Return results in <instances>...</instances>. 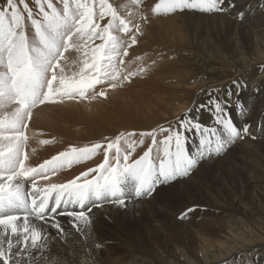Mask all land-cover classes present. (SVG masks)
<instances>
[{"label": "snow or ice", "instance_id": "obj_1", "mask_svg": "<svg viewBox=\"0 0 264 264\" xmlns=\"http://www.w3.org/2000/svg\"><path fill=\"white\" fill-rule=\"evenodd\" d=\"M128 2L139 6L142 0ZM32 3L35 11L27 0H6L0 7V264L34 261L33 252L45 247L44 226L64 232L58 216L71 217V226L83 232L91 222L93 208L105 203L126 207L130 199L151 196L160 184L186 177L202 160L223 153L243 138L242 134H249L250 127L235 125L228 114V101L211 97L196 111L214 112L215 126L203 125L186 112L178 118L177 126L160 125L139 133L122 131L88 145L69 146L36 166L29 165L26 129L33 109L46 103L106 98L107 89L122 87L147 71L143 65L130 70L132 61L124 59L141 34V25L133 23L135 12L121 15L110 0ZM223 3L158 0L151 11L153 15L186 9L225 11ZM243 15L238 14L241 19ZM140 19L147 20L143 14ZM120 33L128 35V40ZM70 50L78 55L69 62L65 53ZM141 60L135 57V61ZM69 65L77 71L68 74ZM105 84L107 88L97 90ZM233 85L238 96L243 85L239 81ZM226 94L229 98L233 95L231 90ZM190 135L198 138L194 151L188 147ZM145 137L151 138V144L142 155L131 159ZM53 142L39 141L44 145ZM101 150L102 162L73 179L38 185L39 179H50L58 170L91 160ZM92 173L95 175L89 178ZM25 181L29 182L27 190ZM193 210L186 209L181 218Z\"/></svg>", "mask_w": 264, "mask_h": 264}, {"label": "bare ground", "instance_id": "obj_2", "mask_svg": "<svg viewBox=\"0 0 264 264\" xmlns=\"http://www.w3.org/2000/svg\"><path fill=\"white\" fill-rule=\"evenodd\" d=\"M152 1L154 0H147L142 6L135 7L128 1L110 0L121 15H126L129 10L136 13L133 23L141 25V34L137 36V44L129 49V56L124 59L132 61L130 70L143 65L147 67V71L143 75L130 78L131 82L128 84L125 82L122 87L107 89L106 98L67 101L33 110V116L26 129V134L30 137L26 148L29 160L26 163L36 166L69 146L88 145L101 141L105 137L112 138L122 131L135 130L139 133L160 125L177 126L178 118H183L186 112L190 116L197 117L201 124L207 125L215 113L205 109L196 111V109L199 105L207 104L211 97L228 101L226 105L228 111L235 101L242 100L244 105L247 100L251 101L249 115L247 110L246 113L243 111L245 123H252L253 119L257 120L264 116V0H224L221 7L225 11H217L213 15L187 11L162 16H153L150 9H146L147 3L151 4ZM5 2L6 0H0V7H3ZM27 2L35 11L32 0ZM239 13H244L242 19L238 16ZM140 14L147 18L146 22L140 19ZM188 18L192 20L196 29L199 28V18H214L231 23L238 30L240 38L236 39L234 36L229 38L228 56L226 54L225 57H221L215 50L206 46L207 40L205 42L202 39L188 41L177 34L176 28L182 26L181 24ZM105 22L106 20L102 24ZM120 35L128 40V35L123 33ZM100 42L96 41V43ZM187 43L191 46L186 49L181 47ZM196 52L204 54L209 52L207 55L211 56L206 60L203 59L204 62H199L201 71L204 72L203 76H206L205 79L204 77L193 79L195 73L191 69L195 66V59H201ZM65 55L70 62L76 59L78 54L70 50ZM137 56L142 57V60L135 61ZM69 68L70 70L66 68L68 74L77 71L74 65H69ZM191 79H193L192 82ZM233 81H239L243 85L238 96ZM101 88H107V85L97 86V90ZM127 89H130L129 93L122 95V91ZM229 90L233 94L231 98L226 94ZM50 109H61L62 116L56 118L51 114ZM189 109L192 111L189 112ZM100 118H103V121H97ZM95 119L96 121L92 122ZM211 121L214 122V120ZM238 122L239 119L236 120V123ZM82 123L84 126H80ZM252 136L245 137L242 141L240 139L235 141L236 143L234 142L230 149L222 154L220 160L230 158L233 150H242L249 154L255 149L264 152L263 131L259 136ZM256 136V142H253L252 138ZM45 139L54 140V142L47 145L39 143L40 140ZM149 144H151V138L145 137L144 144L137 147L131 159L134 160L142 155ZM219 158L202 160L189 175L191 177L187 176L170 184H162L152 194L151 198L154 199L163 191L166 193L173 191L175 195L180 192L179 197L184 196V202H181L178 209L176 208L175 217L180 218L186 209L199 208L203 213L198 220L195 217H191L186 222L171 219L170 222L174 224V228L178 226L181 230H165L163 233L149 231L147 237L150 238L145 239L146 243L142 248L137 246L133 237L124 238L122 241H125L130 249L127 254L128 259L124 263L120 256L111 257L113 251L107 248L109 243L106 240L94 241L87 248L85 247L86 238L85 245L83 243L79 245L80 249L87 251V262L76 251L67 256L72 257L75 264H92L89 259H100L101 262L105 260L103 264H127V262L130 264H228L237 258L244 263L245 261L251 263L254 259L255 262L264 264V212L261 209L264 208V188L260 186L264 183V175L258 170L257 172L262 174L261 179L256 180L251 177L245 180L244 184L239 183V190L245 189L248 192V198H250L248 204L241 205L238 198L230 199L229 202L225 187H230L231 182L225 183L224 187L217 186L215 180L208 179L206 174L218 164ZM102 160L101 150L93 159L51 175L50 179L39 180L38 185L44 187L52 183H64L86 169L98 165ZM239 173L244 174L243 167ZM92 175L95 173L90 174L89 178ZM204 176L212 183L203 182ZM223 181L224 179L221 180ZM258 182L259 185H257ZM28 186L29 182L25 181L26 190ZM216 188L222 189L221 192H214ZM168 189L172 190L167 191ZM208 191L212 193L209 192L207 195ZM213 193H220L223 197L213 196ZM151 198L149 201L148 199H130L126 207L133 208L143 204L148 206L145 212L150 214L152 212ZM115 206L117 205L105 203L100 208H93L90 213L91 222L81 233L86 234L87 231L98 229L106 219L105 213L113 212L111 207ZM215 213L219 215L215 216ZM71 219L68 216L57 218L64 229L62 234L54 228L44 226L47 239L51 240V237L56 234L65 235L66 230L72 229ZM167 238L177 239L180 242L172 243L176 246L168 248L167 245L171 242ZM70 239L71 237L64 238L66 241ZM41 259L44 260L45 257Z\"/></svg>", "mask_w": 264, "mask_h": 264}, {"label": "rangeland", "instance_id": "obj_3", "mask_svg": "<svg viewBox=\"0 0 264 264\" xmlns=\"http://www.w3.org/2000/svg\"><path fill=\"white\" fill-rule=\"evenodd\" d=\"M121 1H128V0H121ZM142 0L141 6L147 1ZM153 2V3H152ZM151 4L150 2L147 3L146 9H150V12L152 13L151 9L155 5L157 1H152ZM129 3V2H128ZM149 4V6H148ZM139 5V7H140ZM133 6V5H131ZM138 7V6H135ZM193 12L195 13L197 10H184V11H179L178 12H173V13H181V12ZM217 11L213 12H198V14H205V15H210V14H215ZM172 13V14H173ZM171 14V13H170ZM153 15V14H152ZM164 14L160 15H153V16H162ZM199 28L196 29V27L193 26V22L190 18L184 23H182L180 27L176 28L177 34L181 38H185L188 41L191 40H198L200 41L201 39L204 40V42L207 40L208 43L206 46H208L211 50H215L219 56L225 57L227 53V41L229 38L234 36L236 39L240 38V35L238 34V30L235 29V27L231 23L227 22H221L219 19H214V18H199ZM27 22V21H26ZM180 25V24H179ZM189 28V29H188ZM183 29V30H181ZM188 29V30H187ZM185 32V33H184ZM200 36V37H199ZM194 38V39H193ZM159 39V37H158ZM211 40V41H210ZM175 44V43H174ZM180 46V45H178ZM189 45V43L182 45L184 49H186ZM209 54V52H206ZM198 56L201 57V59L196 58L195 59V66L191 69L193 71V76L195 78L193 79H201L203 78V71H201V67L199 62H204L206 58H211L207 54H204L203 52H196ZM204 57V58H203ZM204 59V60H203ZM216 67V65H215ZM199 72V73H198ZM199 74V75H198ZM198 75V76H196ZM201 77V78H200ZM206 76L204 77V79ZM193 79L190 81L192 82ZM128 84V82H127ZM130 89L122 91V95L124 93L128 94ZM120 94V93H118ZM199 96V95H198ZM200 97V96H199ZM101 98V97H100ZM118 99V98H117ZM251 101L247 100L246 104H243L242 100L235 101L232 106H230L228 114L230 118L233 120L235 125L238 127L242 128L244 125H249V134L243 135V138L245 137H250L254 135H260L261 132L263 131L264 134V116L252 120V123H245L243 122L245 115L243 114V109L247 110V115H249V110H251ZM234 109V110H232ZM51 114H53L56 118L62 116L61 109H50ZM262 118V119H261ZM239 119V122L236 123V120ZM213 120V118H211ZM210 120V121H211ZM93 120L92 122H95ZM97 121H103V118L97 119ZM207 122V126H215V122L211 121ZM55 123L58 124V121L55 120ZM80 126H84V124H80ZM255 126V127H254ZM252 136V137H253ZM251 137V138H252ZM243 138H239L241 141ZM256 137L252 138L253 142H256ZM237 139L236 141H238ZM198 138L195 137V135H190L189 141H188V147L190 151H194L197 148L198 145ZM236 143V142H235ZM233 144V143H232ZM231 144V145H232ZM229 145L227 149L221 153L220 155H214L209 157L208 159H217L218 164L214 165L210 171H208L207 178H212L215 180V184L217 186H225V183H230V187H225V191H227L228 199L230 202V199L238 198L237 200L241 201L242 204H248L249 199L248 198V192L244 189L243 191L239 190V183L244 184L245 180L250 179L251 177L255 178L256 180H259L262 178V174L264 175V152L260 150H253L251 154L246 153L242 150H233L230 153V158L228 159H223L220 160L222 157V154H225L228 149H230ZM206 160V159H205ZM209 165V164H208ZM244 168V174L239 173L241 171V168ZM256 167V168H254ZM262 172L258 173L259 171ZM258 171V172H257ZM253 172V174H252ZM192 173V172H191ZM189 176V175H188ZM187 177V176H186ZM186 177L179 178L175 181L182 180ZM191 177V176H189ZM205 176L203 178V182L206 183H212L208 181ZM221 182V180H223ZM174 181V182H175ZM260 182V181H259ZM259 182L257 185H259ZM173 183V182H172ZM170 184V183H168ZM261 188H264V183H261ZM158 189V188H157ZM260 189V188H259ZM156 190V189H155ZM154 190V191H155ZM172 189H168L167 191H171ZM179 190V189H178ZM177 190V191H178ZM222 189L216 188L214 192H221ZM210 191H208L206 194L208 195ZM154 193V192H153ZM212 193V192H210ZM161 194H163L161 196ZM180 192H178L176 195L173 191L169 192H161L159 195L155 196L154 199L151 198V210L152 212L150 214H147L145 212L146 208L148 206L139 204L136 205L133 208H127L125 206H115L111 207L113 209V212L111 213H105L104 217L106 216V219L102 225L99 226L98 229L96 230H90L87 231L86 234L81 233L79 231H76L73 227L71 230H66L65 235H60L56 234L52 239H46L45 241V247L39 251V252H33V255H35L36 259L34 261H30L29 264H75V261L72 259V257H68L69 253H74L75 251L77 254L86 260L87 262V251L85 249H80L79 245L84 244L86 242L87 238V245L85 247H89V245L97 240H106L108 241V249L112 250L111 252V257H122L123 258V263L128 259L127 254L130 252V249L128 248L127 244L125 241H122L126 237H133L137 243V246L140 248L144 247L146 241L145 239L150 238L147 237L148 232H156L159 231L163 233L165 230H172V229H179L181 230L178 226L174 228V224L170 222L171 219L175 221H180L183 220V222L190 220L191 217H195L198 220V217L201 216L203 213L202 210H199V208H193V211H190L187 213V215L181 219L178 217H175L174 212L177 211V207L182 204L181 202H184V196H180ZM214 195H219L221 196L222 194L220 193H213ZM173 196V197H172ZM204 196V194H202ZM223 197V196H221ZM176 198V199H175ZM150 199V198H149ZM148 199V201H149ZM181 200V201H180ZM235 200V202L237 201ZM175 201V202H174ZM177 202V203H176ZM180 202V203H179ZM234 202V203H235ZM176 204V205H175ZM255 208H258L257 206H254ZM177 208V209H176ZM242 208V207H241ZM253 208V207H252ZM254 209V208H253ZM259 209V208H258ZM262 212H264V208H261ZM260 209V210H261ZM129 211V212H128ZM218 213H215V216H218ZM239 216L241 214L238 213ZM209 216H212V212L209 213ZM71 237L70 240H64V238ZM166 239V238H165ZM163 239V241L165 240ZM171 243L167 245L168 248H171L173 246H176L174 244H178L180 241L177 239H170L167 238ZM174 243V244H172ZM84 248V247H83ZM102 248V247H101ZM164 247H162L163 249ZM106 252V250L104 251ZM252 253H250L251 255ZM68 255V256H67ZM45 257L44 260L41 258ZM101 257H103V254H101ZM74 258V256H73ZM104 260V259H103ZM89 261L92 262V264H103L100 259H89ZM234 261V262H233ZM233 261H230V264H260V262H255L254 259H252V262L245 261H239V258L236 260L233 259ZM255 262V263H254ZM228 263V264H229ZM127 264H130L127 262Z\"/></svg>", "mask_w": 264, "mask_h": 264}]
</instances>
